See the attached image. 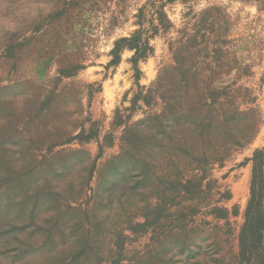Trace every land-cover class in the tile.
Instances as JSON below:
<instances>
[{
  "label": "rangeland",
  "instance_id": "obj_1",
  "mask_svg": "<svg viewBox=\"0 0 264 264\" xmlns=\"http://www.w3.org/2000/svg\"><path fill=\"white\" fill-rule=\"evenodd\" d=\"M263 73L264 0H0V264H243Z\"/></svg>",
  "mask_w": 264,
  "mask_h": 264
},
{
  "label": "trees",
  "instance_id": "obj_2",
  "mask_svg": "<svg viewBox=\"0 0 264 264\" xmlns=\"http://www.w3.org/2000/svg\"><path fill=\"white\" fill-rule=\"evenodd\" d=\"M134 50L131 58L133 66L137 67L140 59L145 58L151 53L152 48L148 43V37H144L141 31L135 32L131 37H122L114 42V47L110 51L112 59L108 65L117 64L120 61V52L123 48ZM264 83V73L262 76ZM252 171H251V186L250 197L244 214V223L239 233L238 247L239 260L243 264H264V151L263 149H256L251 157ZM190 182L187 181L183 185V189L187 193H195L198 185H193L194 191L190 189ZM228 198V193L223 195ZM218 217L226 218L221 211L213 209Z\"/></svg>",
  "mask_w": 264,
  "mask_h": 264
}]
</instances>
